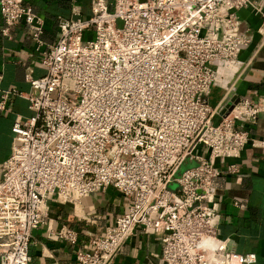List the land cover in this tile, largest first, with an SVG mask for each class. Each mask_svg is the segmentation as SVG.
<instances>
[{"label": "built area", "instance_id": "built-area-1", "mask_svg": "<svg viewBox=\"0 0 264 264\" xmlns=\"http://www.w3.org/2000/svg\"><path fill=\"white\" fill-rule=\"evenodd\" d=\"M254 0H91L90 12L57 21L55 42L41 51L44 74L25 73L33 113L17 116L13 144L0 163V264H31L34 230L78 240L74 228L48 222L51 199L75 202L108 186L125 210L74 264H113L136 226L160 236L163 264H255L214 223L218 157H238L251 139L264 99L239 98L215 121L209 101L220 68L238 63L250 42L238 10ZM261 26L264 33V7ZM4 32L24 20L37 49L43 18L25 0H0ZM190 156L195 164L178 172ZM227 171L236 172L231 163ZM175 186H172V184Z\"/></svg>", "mask_w": 264, "mask_h": 264}, {"label": "crops", "instance_id": "crops-1", "mask_svg": "<svg viewBox=\"0 0 264 264\" xmlns=\"http://www.w3.org/2000/svg\"><path fill=\"white\" fill-rule=\"evenodd\" d=\"M25 1L43 18L44 43L36 48L30 28L23 19L4 32L0 14V91L15 88L22 93L31 92L25 73L30 70L36 77L44 74L41 51L55 42L58 18L74 16V6L81 14H88L91 6V0ZM254 1L257 7L248 5L238 10L240 28L250 34L251 40L238 52L235 66L219 69L217 82L209 92L210 104L218 108L215 121L224 112L219 107L228 95L233 99H264V33L259 30L262 21L259 10L264 7V0ZM32 113L28 99L20 94L9 96L7 108L0 109V163L11 151V126L15 118L28 117ZM237 124L248 131L251 139L262 143L254 145L250 140L238 157L215 159V167L221 173L214 179L217 187L214 223L220 236L228 238L230 248L238 252L253 251L256 253L255 264H264V111L259 113L255 122ZM189 161L190 165L195 163L191 157ZM232 162L238 171L226 170ZM126 204L127 199L113 186L93 191L75 202L51 199L48 222L55 229L63 225L74 228L78 240L71 244L65 239H51L47 236V223H43L34 230L35 240L29 246L30 263L74 264V250L87 247L91 236L103 233L125 210ZM3 248L0 243V253ZM160 250V236L136 226L113 264H163Z\"/></svg>", "mask_w": 264, "mask_h": 264}, {"label": "water", "instance_id": "water-1", "mask_svg": "<svg viewBox=\"0 0 264 264\" xmlns=\"http://www.w3.org/2000/svg\"><path fill=\"white\" fill-rule=\"evenodd\" d=\"M237 101H238L237 98L233 99V98H231V95H228L221 102L219 108L222 109L224 111V113H227L232 108L234 103L237 102ZM187 159H190V156H188ZM194 164L192 163V165H194ZM188 165L191 166L190 164H188ZM172 186H175V184L173 183Z\"/></svg>", "mask_w": 264, "mask_h": 264}, {"label": "rangeland", "instance_id": "rangeland-1", "mask_svg": "<svg viewBox=\"0 0 264 264\" xmlns=\"http://www.w3.org/2000/svg\"><path fill=\"white\" fill-rule=\"evenodd\" d=\"M211 99H212V98H211ZM188 164H191V162L189 161V159H186V160L183 162V165L181 166V168L178 170V172H180L181 169H182L183 167H185L186 165H188Z\"/></svg>", "mask_w": 264, "mask_h": 264}]
</instances>
